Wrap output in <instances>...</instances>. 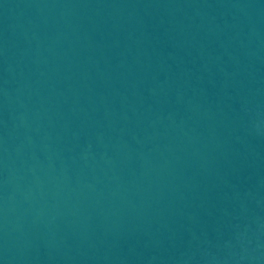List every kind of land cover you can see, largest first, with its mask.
I'll return each mask as SVG.
<instances>
[{
	"label": "water",
	"instance_id": "water-1",
	"mask_svg": "<svg viewBox=\"0 0 264 264\" xmlns=\"http://www.w3.org/2000/svg\"><path fill=\"white\" fill-rule=\"evenodd\" d=\"M0 264H264V0H0Z\"/></svg>",
	"mask_w": 264,
	"mask_h": 264
}]
</instances>
